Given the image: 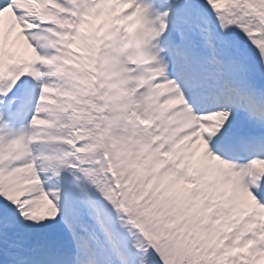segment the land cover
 <instances>
[{
  "label": "snow or ice",
  "instance_id": "1",
  "mask_svg": "<svg viewBox=\"0 0 264 264\" xmlns=\"http://www.w3.org/2000/svg\"><path fill=\"white\" fill-rule=\"evenodd\" d=\"M0 264H264V0H0Z\"/></svg>",
  "mask_w": 264,
  "mask_h": 264
},
{
  "label": "rangeland",
  "instance_id": "2",
  "mask_svg": "<svg viewBox=\"0 0 264 264\" xmlns=\"http://www.w3.org/2000/svg\"><path fill=\"white\" fill-rule=\"evenodd\" d=\"M221 7H222V8H224L225 10H227V9H228V7H229V5H228V4H226V3H222V4H221Z\"/></svg>",
  "mask_w": 264,
  "mask_h": 264
},
{
  "label": "bare ground",
  "instance_id": "3",
  "mask_svg": "<svg viewBox=\"0 0 264 264\" xmlns=\"http://www.w3.org/2000/svg\"><path fill=\"white\" fill-rule=\"evenodd\" d=\"M33 104H34V101H33Z\"/></svg>",
  "mask_w": 264,
  "mask_h": 264
}]
</instances>
